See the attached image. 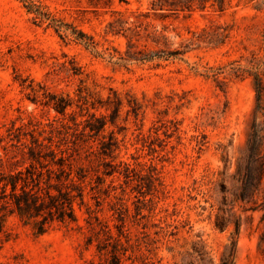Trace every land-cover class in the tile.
I'll return each instance as SVG.
<instances>
[{
	"label": "rangeland",
	"instance_id": "obj_1",
	"mask_svg": "<svg viewBox=\"0 0 264 264\" xmlns=\"http://www.w3.org/2000/svg\"><path fill=\"white\" fill-rule=\"evenodd\" d=\"M148 2L0 0V132L24 124L41 139L49 134L47 123L59 127L63 117L45 104L49 94L74 98L80 84L100 97L115 90L123 105L103 132L113 131L117 139L112 159L146 163L143 172L152 165L159 178L156 189L145 193L134 179L105 176L102 187L112 180L117 188L101 193L97 204L85 188L84 199L112 234L121 224L130 234L128 242L120 236L127 248L121 264H221L232 242L233 264H264L263 211L244 209L261 197L235 203L229 216L222 188L229 189L230 200L237 168L245 163L256 76L264 105V0H227L223 10L208 5L163 19L149 16L156 27H167L169 48L186 50L158 67L119 58L125 57L126 39L107 31L117 12H146ZM54 20L89 35L95 46L63 40ZM128 101L140 105L137 118L127 112ZM73 109L82 119L74 104L67 112ZM52 129L55 147L58 131ZM74 208L77 222H55L42 234L8 217L0 229V264H108L111 239L87 228L84 205L75 202ZM224 217L230 221L216 225ZM197 251L206 252L200 262Z\"/></svg>",
	"mask_w": 264,
	"mask_h": 264
},
{
	"label": "trees",
	"instance_id": "obj_2",
	"mask_svg": "<svg viewBox=\"0 0 264 264\" xmlns=\"http://www.w3.org/2000/svg\"><path fill=\"white\" fill-rule=\"evenodd\" d=\"M226 3L227 0H149L146 12L132 10L128 15L117 12L107 23V31L120 33L126 39L125 57L119 54V58L153 62V66L158 67L165 61L181 58L186 50L169 48L167 27H156L148 20L149 16L163 19L179 13H190L195 9L204 10L208 5L223 10ZM53 27L63 40H74L86 47L95 46L89 35L75 27L67 30L55 20ZM141 41L145 43L140 46ZM148 42L156 46L162 43L164 47L149 49L146 46ZM255 84L257 104L247 134L245 163L237 168V187L230 192V200L229 189L222 186L227 192L224 195V203L229 216L235 203H256L258 196L262 199L259 204L244 209L260 207L264 215V105L261 103L263 85L258 76L255 78ZM45 104L51 105L63 116L58 120L59 127L53 125L52 121L47 123V126L51 127L48 135L40 139L33 129H27L24 124L12 125L6 128L5 133L0 132V229L10 216L18 217L37 234L44 233L55 222H77L78 216L74 208V203L77 202L85 206L87 215L83 219L87 228L102 233L106 239H111L110 259L105 261H108V264H121V255L126 253L127 248L120 236H124L128 242L131 239L130 234L123 229L122 224L118 234H112L109 224L101 220L96 215V210L84 199L85 188L89 187L91 197L96 199L97 204L101 193L109 195V188H117L111 183L112 180L102 187L104 177L118 173L127 180H136V186L146 187L145 193H150L156 189L159 182L157 171L155 167L148 165L146 172H143L146 163L137 160L113 161V153L118 147L117 139L113 131L108 135L103 132L108 123L115 124L123 105L115 90H110L105 97H100L80 84L74 98L68 94L53 93L49 94ZM73 104L82 119H76L77 112L74 109L67 112V108ZM128 105L130 110L127 109V112H132L134 118H137L140 105L137 102L131 105L129 101ZM100 108L110 112L97 113L96 110ZM66 115L71 123L65 120ZM258 116L261 117L259 120ZM52 127L58 131V143L55 147L52 146ZM46 131L43 127L42 132ZM131 157L136 159L132 154ZM118 187H121L120 183ZM113 196L117 197L116 194ZM228 221L229 217L217 219L216 225H225ZM238 226L237 222L236 229ZM261 239H264V232ZM135 241L138 242V238ZM133 245L137 246L138 243ZM106 247L107 245L99 247V251L106 250ZM234 250L235 242H232L229 250L223 254L221 264H233ZM205 254V251H197L195 258L200 262ZM127 258H130V255Z\"/></svg>",
	"mask_w": 264,
	"mask_h": 264
}]
</instances>
